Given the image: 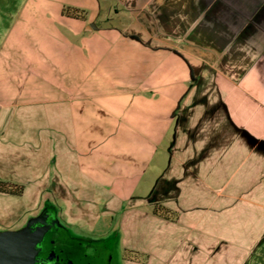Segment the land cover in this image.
Here are the masks:
<instances>
[{
	"label": "crops",
	"instance_id": "0c3cea01",
	"mask_svg": "<svg viewBox=\"0 0 264 264\" xmlns=\"http://www.w3.org/2000/svg\"><path fill=\"white\" fill-rule=\"evenodd\" d=\"M255 136L264 0H0L3 231L44 199L133 264H264Z\"/></svg>",
	"mask_w": 264,
	"mask_h": 264
},
{
	"label": "flooded vegetation",
	"instance_id": "af4514ba",
	"mask_svg": "<svg viewBox=\"0 0 264 264\" xmlns=\"http://www.w3.org/2000/svg\"><path fill=\"white\" fill-rule=\"evenodd\" d=\"M46 212L52 228L39 246L35 264H112L105 243L79 236L52 207L48 206Z\"/></svg>",
	"mask_w": 264,
	"mask_h": 264
},
{
	"label": "rangeland",
	"instance_id": "374dc122",
	"mask_svg": "<svg viewBox=\"0 0 264 264\" xmlns=\"http://www.w3.org/2000/svg\"><path fill=\"white\" fill-rule=\"evenodd\" d=\"M207 90L210 91V89H207ZM206 102H207V105H210L211 104L210 103V98H208ZM244 107L246 108V105H244ZM244 107H243V109H244ZM253 107H254V109L255 108H261V107H263V105H261V104L260 105H253ZM193 138L194 137H192V139ZM196 139H197V137H195V140L191 141V142H193L195 144V142H198ZM185 140H186V136H175L173 138L172 145L183 143V142H185ZM249 140H252V142L254 141V144L256 146L257 145L264 146L263 136H255V137H253V139H252V137H249ZM226 141L230 142V136H227V137L225 136L224 137V142H226ZM244 143H247V142L244 141ZM223 154L226 155L227 153L223 152ZM253 154H254V169H252V172H253L252 174L257 179V177L260 176V172H262V169H263L261 167L262 166V158H260V157H261L262 154L264 155V152L256 151ZM259 155H260V157H258ZM7 170H8V168L6 167L5 163H3V164L0 163V175L6 174ZM194 170L197 171V169H194ZM226 171H229V170L227 168L224 169V176H223L224 179L228 176ZM194 178L195 177H193L192 179H194ZM258 182H259V180L256 182V185H257ZM31 187H33V189H34V188L37 187V185H31ZM162 187H165V186L159 185V190H163L161 193H165L164 189H161ZM48 196H50V195H48ZM51 201L53 203L56 202L54 199H52ZM154 201H156V200L148 199V201H146V203L151 204ZM44 202H45L44 199L39 200L38 207L35 210H33L29 216H32V217L39 216L40 213L42 212L41 210H43L42 207L44 205ZM49 202L50 201H46V204H45L46 207L50 205L51 202L50 203ZM93 204H96L95 200L93 201ZM15 218H18V216H16ZM19 218L23 219L21 224H19L17 227H15V228H13L11 230H17L18 231V230L23 229L27 225V221L29 222V220H30V219H28V217L24 218V216L19 217ZM112 221H113V219H112ZM114 222H116V221H114ZM9 223H10V221L6 222L7 225H10ZM70 228H71V230L75 231L72 227H70ZM3 230L4 229L2 227H0V232L3 231ZM107 232H108L107 234H104L105 236L104 235L102 236L98 232H95V233L91 234V233H88V232H77V231H75V233H77V234L79 233L78 234L79 236L86 237L88 239H93L95 241H102V243H105L108 246V248H109V251H110L109 254H110V258H111V263L112 264H125L124 254H126V258H127L126 264H133V263H131L132 261L135 262V261H137L139 259V257L134 256L136 254H133L132 252H126L123 249L122 243L120 242V238H119V231L117 229H113L111 231L109 230ZM123 250H124V252H123ZM141 257H143V258H141V260H143V262H146L148 260V257H146V256H141Z\"/></svg>",
	"mask_w": 264,
	"mask_h": 264
},
{
	"label": "water",
	"instance_id": "95a60500",
	"mask_svg": "<svg viewBox=\"0 0 264 264\" xmlns=\"http://www.w3.org/2000/svg\"><path fill=\"white\" fill-rule=\"evenodd\" d=\"M47 220L45 210L39 216L31 218L21 230L1 231L0 264H35L39 246L52 228Z\"/></svg>",
	"mask_w": 264,
	"mask_h": 264
},
{
	"label": "trees",
	"instance_id": "16d2710c",
	"mask_svg": "<svg viewBox=\"0 0 264 264\" xmlns=\"http://www.w3.org/2000/svg\"><path fill=\"white\" fill-rule=\"evenodd\" d=\"M64 13L74 18L83 17V14H84L82 13V11L78 9H74V8H66ZM0 192L13 194V195H22L24 192V187L20 185H14L11 183H7V182H0ZM154 211L156 214H160L163 216H167V213L170 212L165 207H162V206H156Z\"/></svg>",
	"mask_w": 264,
	"mask_h": 264
}]
</instances>
